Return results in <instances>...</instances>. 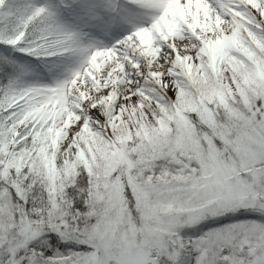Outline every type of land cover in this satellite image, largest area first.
<instances>
[{
	"label": "snow or ice",
	"instance_id": "6c2138e0",
	"mask_svg": "<svg viewBox=\"0 0 264 264\" xmlns=\"http://www.w3.org/2000/svg\"><path fill=\"white\" fill-rule=\"evenodd\" d=\"M0 264H264V0H0Z\"/></svg>",
	"mask_w": 264,
	"mask_h": 264
}]
</instances>
